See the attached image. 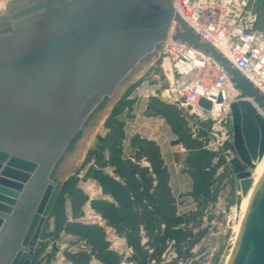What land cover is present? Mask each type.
Returning <instances> with one entry per match:
<instances>
[{"label":"water","instance_id":"1","mask_svg":"<svg viewBox=\"0 0 264 264\" xmlns=\"http://www.w3.org/2000/svg\"><path fill=\"white\" fill-rule=\"evenodd\" d=\"M172 22V40L213 60L239 98L231 106L230 165L246 195L264 155V94L171 0H9L0 14V264L31 263L65 164L120 89L154 59ZM225 264H264V173Z\"/></svg>","mask_w":264,"mask_h":264},{"label":"rangeland","instance_id":"2","mask_svg":"<svg viewBox=\"0 0 264 264\" xmlns=\"http://www.w3.org/2000/svg\"><path fill=\"white\" fill-rule=\"evenodd\" d=\"M242 1L264 41V0ZM157 61L142 64L65 164L30 264L226 263L242 218L232 126L163 99Z\"/></svg>","mask_w":264,"mask_h":264},{"label":"built area","instance_id":"3","mask_svg":"<svg viewBox=\"0 0 264 264\" xmlns=\"http://www.w3.org/2000/svg\"><path fill=\"white\" fill-rule=\"evenodd\" d=\"M173 9L264 94V41L247 16L242 0H171ZM172 22L158 51L160 96L201 121L231 124L232 85L211 59L173 41ZM200 99L210 104L201 107Z\"/></svg>","mask_w":264,"mask_h":264},{"label":"bare ground","instance_id":"4","mask_svg":"<svg viewBox=\"0 0 264 264\" xmlns=\"http://www.w3.org/2000/svg\"><path fill=\"white\" fill-rule=\"evenodd\" d=\"M263 173H264V155L260 161L255 163V168L251 171V181H252L251 187L248 190V192L246 193V195L242 196V206H241L242 207V213H241L242 215L245 212V210L248 206V203L250 201L251 195L253 193V190H254L257 182L262 177ZM238 228H239V224H238V226H236V233L238 231Z\"/></svg>","mask_w":264,"mask_h":264}]
</instances>
